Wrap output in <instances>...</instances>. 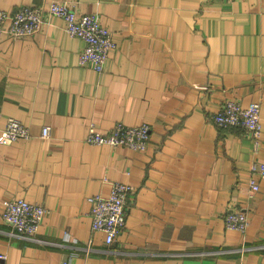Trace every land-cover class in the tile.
<instances>
[{"label":"crops","instance_id":"0c3cea01","mask_svg":"<svg viewBox=\"0 0 264 264\" xmlns=\"http://www.w3.org/2000/svg\"><path fill=\"white\" fill-rule=\"evenodd\" d=\"M53 2L93 15L115 42L97 72L84 42L44 14L31 35L0 37V135L9 118L29 137L0 143V264H264V0H0L8 15ZM260 106V147L210 117L225 101ZM147 124V148L97 146L89 128ZM50 127L48 138L41 129ZM133 191L111 245L93 232L86 198L112 183ZM48 210L34 240L1 219L5 200ZM242 210L244 232L224 216Z\"/></svg>","mask_w":264,"mask_h":264},{"label":"built area","instance_id":"2783aa9c","mask_svg":"<svg viewBox=\"0 0 264 264\" xmlns=\"http://www.w3.org/2000/svg\"><path fill=\"white\" fill-rule=\"evenodd\" d=\"M230 2L232 0H215ZM44 14L62 20L65 32L81 39L85 47L80 53L78 63L97 72L103 70V65L110 51L115 49V42L111 33L100 26L93 15H78L72 6L65 3L53 2L45 11L41 7L20 6L8 15L0 9V37L17 38L31 35L39 29ZM214 125L220 129L237 127L243 129L253 142L254 151L260 147L262 125L260 120V106L249 102L243 105L239 102L225 101L222 108L210 117ZM50 127L41 129V137L48 138ZM29 137L28 128L19 121L9 118L0 135V143L7 144ZM150 127L141 124L136 127H127L117 122L109 131L101 133L89 128L86 142L90 145L126 147L135 152L144 151L149 143ZM249 190L254 193L258 190L255 178L264 180V159L251 167ZM133 191L128 184L112 183L108 196L100 195L86 198L91 218L93 232H101L105 236V244L111 245L120 234L126 222L127 198ZM48 210L38 204L28 203L22 198L5 200L2 203L1 219L10 226L16 236L34 240L40 222ZM227 228L244 232L248 227V216L242 210H230L224 216ZM0 254V260L5 259Z\"/></svg>","mask_w":264,"mask_h":264}]
</instances>
